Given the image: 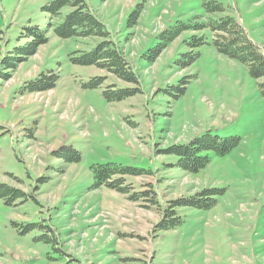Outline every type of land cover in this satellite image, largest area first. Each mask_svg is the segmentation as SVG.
<instances>
[{
    "label": "rangeland",
    "instance_id": "374dc122",
    "mask_svg": "<svg viewBox=\"0 0 264 264\" xmlns=\"http://www.w3.org/2000/svg\"><path fill=\"white\" fill-rule=\"evenodd\" d=\"M203 1L227 8L264 53V0H85L138 76V94L110 103L107 85L132 86L109 76L90 88L105 74L72 63L98 39L57 38L41 12L47 0H0V62L24 46L27 26L48 39L8 81L0 74V183L25 194L13 205L0 200V264H264L262 79L220 55L207 30L183 33L150 62L167 26L202 22ZM49 73L58 77L51 90L28 92ZM205 132L239 144L209 153L196 174L173 167L165 150ZM61 147L79 161L54 156ZM105 163L143 170L126 184L130 194L152 191L155 203L96 188L90 168ZM211 188L223 192L213 208L178 207L181 224L157 231L168 201Z\"/></svg>",
    "mask_w": 264,
    "mask_h": 264
},
{
    "label": "trees",
    "instance_id": "16d2710c",
    "mask_svg": "<svg viewBox=\"0 0 264 264\" xmlns=\"http://www.w3.org/2000/svg\"><path fill=\"white\" fill-rule=\"evenodd\" d=\"M102 2L105 0H101ZM140 10V6H138ZM202 22L193 24L177 22L173 26H167L157 35L159 43L150 62H153L171 43L177 40L185 32L207 30L210 33L212 44L215 50L222 56L243 64L249 75L255 80H261L258 88L264 98V53L253 44L247 37L239 22L229 15L227 8L216 1H203ZM133 11L129 16V25H134L138 18L139 11ZM41 12L47 18V28L52 29L54 35L59 39H98L94 48L88 52H79V55L72 59V63L92 67L102 71L104 76L92 77L88 86L97 88L102 86L110 76L132 88H120L115 83L107 85L103 92V98L107 102H120L129 96L138 94V76L133 71L130 63L124 57L118 45L111 40L110 33L105 29L103 23L96 17L92 9L85 0H47L41 7ZM216 16V17H211ZM131 21V22H130ZM19 39H24V46H18L11 53L3 57L0 62L1 78L8 81L12 73L28 57L33 56L41 45L47 43L46 32L41 31L38 26H27ZM197 41L204 44L202 37ZM195 58V56L193 57ZM190 57V61H193ZM187 63V65L189 64ZM57 76L49 73L40 75L37 79L27 83L28 92H43L51 90L57 80ZM172 89L179 93L183 87ZM239 144V140L234 137L221 138L205 132L189 140L185 144L174 145L165 150L166 155L176 158L173 165L177 170L187 174H196L204 169L209 163V153L216 156H225ZM70 153L72 157L64 159V153ZM54 156L65 160L66 163L79 161V152L70 147H61L53 152ZM95 187L104 186L112 191L127 196L131 202H137L141 197H148L149 202H154L152 191L132 192V187L126 184V176H139L144 173L128 166L116 163H105L93 165L90 168ZM223 192L217 189H203L192 196H184L168 201V205L161 210L160 219L155 228L157 231H167L174 229L181 224V219L177 215L176 209L197 208L208 210L216 205V197ZM25 194L16 188L0 183V200L6 205H13ZM73 260H68L69 264Z\"/></svg>",
    "mask_w": 264,
    "mask_h": 264
}]
</instances>
